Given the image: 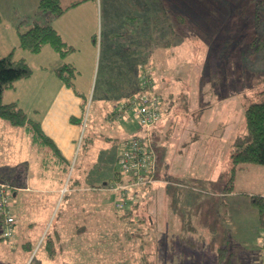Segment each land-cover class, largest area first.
Instances as JSON below:
<instances>
[{
    "label": "rangeland",
    "instance_id": "374dc122",
    "mask_svg": "<svg viewBox=\"0 0 264 264\" xmlns=\"http://www.w3.org/2000/svg\"><path fill=\"white\" fill-rule=\"evenodd\" d=\"M188 3L95 0L94 16L89 3L59 15L64 26L83 18L75 24L81 39L65 58L74 62L71 89L79 93L73 119L78 135L62 152L70 169L64 177L50 152L45 163L23 126L0 117V182L11 187L16 233L20 227L15 238L5 239L0 225V264H260L264 229L251 195L264 191V164L245 165L233 176L230 152L236 134L245 132V108L264 81V1L230 0L214 11L211 0ZM36 8L33 0H21L13 9L33 15ZM198 13L214 17L203 20L206 32L194 20ZM2 28L4 38L8 28ZM19 42L18 36L16 54L26 50ZM27 62L30 75L8 88L5 98L40 120L55 87L43 83V74L37 79V60ZM143 66L154 69L155 84L175 88L173 101L187 111L178 127L193 130L184 136L171 129L155 133L157 181L141 188L136 199L114 203L108 187L119 180L114 169L120 170L122 142L145 132L133 110L123 108L136 94ZM71 175L79 179L76 187L68 183ZM102 184L92 196V185ZM131 201L137 206L121 217ZM57 229L63 248L52 257L38 248ZM25 239L37 240L31 253L21 250Z\"/></svg>",
    "mask_w": 264,
    "mask_h": 264
},
{
    "label": "trees",
    "instance_id": "16d2710c",
    "mask_svg": "<svg viewBox=\"0 0 264 264\" xmlns=\"http://www.w3.org/2000/svg\"><path fill=\"white\" fill-rule=\"evenodd\" d=\"M81 1L83 0H73L70 3L63 5L61 0H39L37 14L48 17H56L61 15L67 8L76 5ZM187 1L191 2V0H186L187 4H189ZM257 1L262 2L264 0ZM198 2L202 4L203 0H197V3ZM211 3L214 11L216 10L215 6L221 9L224 6L227 7V3H230V0H211ZM229 6L231 7V4ZM193 8L194 10L198 11L196 6L193 5ZM215 14H222L224 19L228 16L227 11H217ZM213 18L214 17L212 14L206 15L203 13L201 15L198 13L194 15V20L196 21L197 25L203 29L201 30L202 32H206L208 29L204 25L203 20L206 22H212ZM217 18L219 17L216 16V19ZM28 20L29 19L25 21ZM182 20L184 21L185 18H182ZM19 38L20 47L31 52L39 51L45 44H50L61 56H65L74 50V47L63 38V36L49 21L40 22L33 20L32 25L28 29L19 32ZM31 71L32 69L30 65L24 58L15 59L12 52L7 55L0 54V117L6 119L12 125L24 126L29 135L32 146L38 147L40 151L43 152L42 154L44 162H50V160L44 156L47 152H50V155L54 158L53 163L58 165V169H60L62 175L66 177V173L69 172L70 167L65 162V158L55 141L44 131L41 123L38 120L29 117L27 112L15 102L3 101L4 90L13 87L18 79L29 76ZM57 74L63 80H65L67 84L70 85L72 84V79L76 74V70L72 64L65 63L57 69ZM260 84H262V86L257 90L255 96L251 97L249 104L245 108V132L243 134L242 132L236 134L232 144L231 172L233 173V176L237 170L241 169L245 165L253 163L264 164V81L259 82L257 85ZM159 94L162 95L161 93ZM114 175L116 176V179L119 178L122 180L119 170L114 171ZM68 183H73L74 186L72 187H76V184L79 183V179H73L71 175ZM104 186V184L92 185V196H97L96 194L99 193V189H102ZM114 193V203H116L117 198L122 200L124 199L118 193ZM251 201L257 208L259 221L261 227L264 229V193L252 194ZM130 204H132V207L129 206ZM137 204L138 202L131 201L127 205L128 208L127 206L125 209L123 208L125 213L122 214L121 217L126 218L127 216H130L133 207H136ZM15 223L17 229V219ZM0 225L2 226L1 217ZM19 230L20 227L18 226L17 233L15 232L16 234H14L15 237L18 235ZM75 232L79 234V227H77ZM1 237L5 239H13L14 236L11 238L4 236ZM61 237V233L58 231V229L55 230L54 233H46V235L40 241L38 250L42 248L47 253H49L50 256H55L58 251H60V248H63V240ZM38 240H40V238H38ZM36 244L37 240L32 244L29 239H25L22 243H20V247L21 250L31 253L34 250Z\"/></svg>",
    "mask_w": 264,
    "mask_h": 264
},
{
    "label": "crops",
    "instance_id": "0c3cea01",
    "mask_svg": "<svg viewBox=\"0 0 264 264\" xmlns=\"http://www.w3.org/2000/svg\"><path fill=\"white\" fill-rule=\"evenodd\" d=\"M33 1H34V5L37 8L35 9V13L31 15L30 12L23 11L22 13H18L13 9L18 3H21V0H1V7H4L7 11L3 10L0 7V19H1L0 28H2V25H4V27L6 26V28H8L7 31L9 32L7 33L6 31L7 36H5L4 38L0 35V42L3 44V50H2L1 49L2 45L0 43V54L7 55L12 52L13 57L15 59L24 58L26 61H28L29 58H33L34 60H37L40 68L39 74L37 75V79H39V76L43 74V78H44L43 83L44 84L51 83L54 85L55 89L52 90V92L50 93L46 110L42 115V118L38 121L41 123L46 134H48L55 141V143L57 144V146L59 147L62 153L65 146H68L71 142L73 144L76 140V136L78 135V127L76 126L77 124H75L73 119H75L76 117L74 112H76L77 110L76 107H74V102L75 105L76 103H78V98L76 94L79 93L77 91L74 92L73 91L74 89H71L73 88L74 83L70 85L67 84L65 80H63L59 75L56 74L55 69H57L59 66H61L64 63L72 62L74 64V62L72 60L66 61L65 58L68 56V54L65 56H61L53 47L50 48L51 46L50 45L48 46V44H45L37 53H30L29 51L21 50L20 53L16 54L15 48L19 46L18 45L19 32L28 29L32 25V17L34 21H40V22L49 21L71 46L73 47L77 46L76 40H79L81 38L77 39V33L75 30L77 26L75 24L77 23L81 25V21L83 18L80 17L79 19H76V21H74L72 25L69 26L61 25V23L59 22V18L61 16L48 17L45 15L37 14L39 0H33ZM83 3H89L88 6H86V9L88 10V12H90V16L91 13L94 16L96 13V5L94 4L95 0L94 1L83 0L78 4L73 5L69 8L72 9L73 7L78 9V7H80ZM24 18L25 20L29 19L25 25L22 24L20 21L21 19L23 20ZM0 32H3V28L1 29ZM4 46H6L7 49H4ZM93 48L94 49H92L93 52L92 61L95 59L96 56V48L95 47ZM149 67L154 71V69L151 66ZM73 78H76V74ZM16 83L13 86L14 89H16L17 87ZM139 84H140V77L138 79V82L136 83L137 91L139 90V86H140ZM156 88L157 91L162 94L161 96L166 98V101H164L165 111L162 115L161 120L158 122V124L155 127L150 129L147 135L149 136L151 141L155 133L166 135L170 129L171 131L174 132V134H177L178 136L187 135V131L193 130V128L188 129L185 127L184 128L178 127L179 119L181 118L180 121L182 123L183 117L184 115H186L187 111L182 112V109L180 110L176 102L173 103L174 102L173 94L175 88L170 87L164 89L161 88V86H159L158 84H156ZM7 89H5L3 92V101L14 102L15 99L5 98ZM46 91L47 90L44 89V92ZM137 91H135L134 93H136ZM119 114H121V112ZM232 122L233 119H229L228 124H232ZM22 129L24 130L25 135H28L24 126L22 127ZM227 129H231V131L233 132L232 125L229 126V128ZM211 130L215 131L214 128H212ZM144 134H146V131L144 132ZM198 135H199L198 132L195 133L194 137L191 135V138L185 140L186 141L185 143H188L189 140H191V142L194 141ZM30 147H32L31 141H30ZM73 149H74V145L71 147V150ZM62 155L64 156L63 153ZM116 170L118 169L115 168L114 171ZM261 193H264V191ZM16 195H15L16 198H21L23 193L19 196Z\"/></svg>",
    "mask_w": 264,
    "mask_h": 264
},
{
    "label": "built area",
    "instance_id": "2783aa9c",
    "mask_svg": "<svg viewBox=\"0 0 264 264\" xmlns=\"http://www.w3.org/2000/svg\"><path fill=\"white\" fill-rule=\"evenodd\" d=\"M140 70L139 90L130 97L124 107L133 110L140 124L147 132L146 134H132L122 142V148L117 156L122 180H115L108 187V189L121 195L122 198L133 200L140 195L139 191L141 188L157 181L155 176V151L147 133L160 121L165 111L163 97L155 88L156 84L152 69L143 66V68L140 67ZM12 200L10 185L0 182L1 234L7 238L13 237L16 232V217L11 209ZM261 241L262 254L260 264H264V232L262 233Z\"/></svg>",
    "mask_w": 264,
    "mask_h": 264
}]
</instances>
